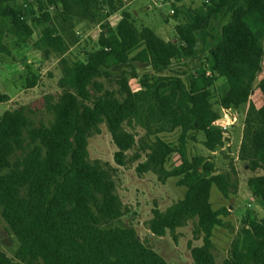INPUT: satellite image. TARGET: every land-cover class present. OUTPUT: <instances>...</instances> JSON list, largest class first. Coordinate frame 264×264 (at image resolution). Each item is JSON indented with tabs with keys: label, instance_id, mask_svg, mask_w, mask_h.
<instances>
[{
	"label": "trees",
	"instance_id": "obj_1",
	"mask_svg": "<svg viewBox=\"0 0 264 264\" xmlns=\"http://www.w3.org/2000/svg\"><path fill=\"white\" fill-rule=\"evenodd\" d=\"M128 1L134 0H0V52L12 54L9 36L20 47L32 42L35 28L56 25L58 31L40 37L35 47L57 53L63 73L62 90L47 98L54 114L49 126L34 124L24 108L0 116V217L18 242L13 255L0 249V264H169L135 228L122 224L126 210L116 170L90 158V139L103 125L120 166L138 146L147 157L140 173L181 177L186 196L165 211L154 210L150 228L165 236L196 221L195 234L203 239L191 247L196 264H215L213 232L228 214L213 209L212 187L228 197L232 186L228 175L215 173L214 163L188 157L195 132L204 133L210 151L224 144L214 99L234 109L261 94L263 104L248 113L242 157L253 170H264V0H176L172 7L185 22L176 27L175 40L139 27L126 10ZM117 13L121 19L114 25L110 18ZM80 21L100 25L101 33L96 47L70 60L67 52L81 42L75 31ZM189 60L199 62L185 78L163 74ZM135 62L150 68L139 90L128 78L139 77ZM27 81L33 88L38 77ZM5 101L9 96L0 95ZM167 125L181 129L178 144L158 133ZM140 128L146 133L138 138ZM173 155L180 164L167 170ZM249 185L264 199V174ZM247 224L225 264H264V218H248Z\"/></svg>",
	"mask_w": 264,
	"mask_h": 264
},
{
	"label": "rangeland",
	"instance_id": "obj_2",
	"mask_svg": "<svg viewBox=\"0 0 264 264\" xmlns=\"http://www.w3.org/2000/svg\"><path fill=\"white\" fill-rule=\"evenodd\" d=\"M170 2L158 0L128 1L126 10L134 17L139 27L148 26L154 29L159 36L167 40L177 39L176 27L185 22L183 14H178ZM184 3V2H182ZM181 2L178 4H182ZM190 2H186L189 4ZM201 1L194 5L198 6ZM54 9L51 8V11ZM121 19V13L113 15L110 20L116 25ZM58 31L56 25L49 28H35L33 40L28 45L17 46L13 37H7L6 42L12 51L11 55L0 52V95H7L10 101L0 102V116L9 110L24 108L36 125H50L54 114L48 107L47 98L56 96L62 89L59 81L62 78V65L57 53L46 54L44 49L35 47V42L49 32ZM75 31L81 42L72 46L67 52L68 59L82 58L87 50L98 44L101 26L80 21L75 25ZM199 61H183L175 63L165 71V75H178L185 78L184 72L191 71ZM139 77L133 78L128 73L130 86L134 90L141 88L140 78L150 71L147 64L135 62ZM131 70L130 68H128ZM36 74L38 83L35 87H27L28 78ZM264 75V70L262 72ZM261 77V76H260ZM215 110L221 120L217 126L225 132L224 144L215 151L205 146L206 137L202 132L191 135L187 148L190 160L204 158L215 164L216 174L229 176V196L226 197L216 185L211 191V203L214 210L226 208L227 215L221 218L224 225L217 226L213 232L215 264H225L230 255L231 245L243 226H247L248 218L261 220L264 218V199L256 197L249 185V179L256 175H263L264 170H253L249 162L242 157V147L245 139V126L250 107H260L263 98L259 92L255 93L248 103L239 108L224 109L217 100H213ZM146 131L139 129L138 138ZM158 133L166 140L175 144L179 142L180 128L172 129L166 126ZM138 147V146H137ZM134 148L128 153V161L120 166L116 159L117 146L106 125L101 127V133L90 139L89 154L91 160H99L105 165L112 166L116 172L114 178L117 191L125 205L126 215L122 224L136 229L139 238L163 256L169 264H196L191 247L203 245L202 236L195 234L196 221H190L176 233L167 232L165 236L156 235L150 228V220L154 210L165 211L177 201L184 199L187 187L179 184L181 177H167L165 171L140 173L138 166L146 161V153ZM139 156L138 159L135 157ZM180 164L178 155H173L166 164L167 170H173ZM18 247L15 236L8 230V225L0 217V249L13 255Z\"/></svg>",
	"mask_w": 264,
	"mask_h": 264
}]
</instances>
